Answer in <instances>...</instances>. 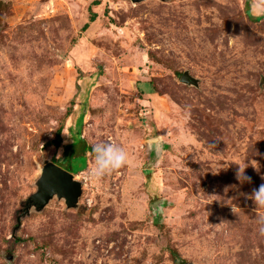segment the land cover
I'll list each match as a JSON object with an SVG mask.
<instances>
[{
	"label": "rangeland",
	"instance_id": "rangeland-1",
	"mask_svg": "<svg viewBox=\"0 0 264 264\" xmlns=\"http://www.w3.org/2000/svg\"><path fill=\"white\" fill-rule=\"evenodd\" d=\"M254 3L0 0V264H264ZM99 141L127 163L89 179ZM48 162L81 183L77 205L24 211Z\"/></svg>",
	"mask_w": 264,
	"mask_h": 264
},
{
	"label": "water",
	"instance_id": "water-1",
	"mask_svg": "<svg viewBox=\"0 0 264 264\" xmlns=\"http://www.w3.org/2000/svg\"><path fill=\"white\" fill-rule=\"evenodd\" d=\"M131 1L139 2L141 0ZM180 82L196 83L186 72L182 73ZM35 186V192L25 200L24 211H28L31 207L39 211L52 197L62 199L67 208L75 207L81 194V183L75 180L70 172L52 162H48L40 168Z\"/></svg>",
	"mask_w": 264,
	"mask_h": 264
},
{
	"label": "clouds",
	"instance_id": "clouds-1",
	"mask_svg": "<svg viewBox=\"0 0 264 264\" xmlns=\"http://www.w3.org/2000/svg\"><path fill=\"white\" fill-rule=\"evenodd\" d=\"M254 10L264 12V8L253 4ZM93 162L88 169L89 179H98L107 173L123 167L127 163V153L122 146L111 141H99L91 145ZM237 179L241 182L250 181V177L244 175V168L239 167ZM264 179V177H262ZM255 206L264 208V183L253 189L249 197ZM259 232L264 235V217L261 218Z\"/></svg>",
	"mask_w": 264,
	"mask_h": 264
},
{
	"label": "trees",
	"instance_id": "trees-1",
	"mask_svg": "<svg viewBox=\"0 0 264 264\" xmlns=\"http://www.w3.org/2000/svg\"><path fill=\"white\" fill-rule=\"evenodd\" d=\"M94 19V14H90L89 16V21L92 22ZM85 24L82 29L86 28ZM60 142H61V127H59L55 133V139L51 140L50 142H48L49 145H52L55 148H58L60 146Z\"/></svg>",
	"mask_w": 264,
	"mask_h": 264
}]
</instances>
